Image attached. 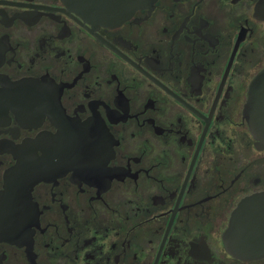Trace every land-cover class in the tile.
I'll use <instances>...</instances> for the list:
<instances>
[{
	"label": "flooded vegetation",
	"instance_id": "flooded-vegetation-1",
	"mask_svg": "<svg viewBox=\"0 0 264 264\" xmlns=\"http://www.w3.org/2000/svg\"><path fill=\"white\" fill-rule=\"evenodd\" d=\"M262 70L264 0H156L117 26L0 0V264H264L223 244L264 192L243 114Z\"/></svg>",
	"mask_w": 264,
	"mask_h": 264
},
{
	"label": "water",
	"instance_id": "water-1",
	"mask_svg": "<svg viewBox=\"0 0 264 264\" xmlns=\"http://www.w3.org/2000/svg\"><path fill=\"white\" fill-rule=\"evenodd\" d=\"M66 1L95 24L117 26L129 19L137 9L151 7L156 0ZM243 114L256 146L264 148V70L250 83ZM1 196L6 209L12 210L15 192L10 184L6 185ZM223 244L234 258L243 261L264 258V192L247 196L239 202L223 233Z\"/></svg>",
	"mask_w": 264,
	"mask_h": 264
}]
</instances>
